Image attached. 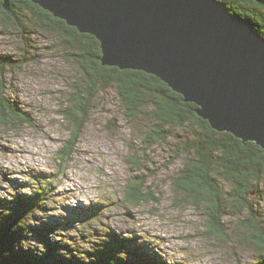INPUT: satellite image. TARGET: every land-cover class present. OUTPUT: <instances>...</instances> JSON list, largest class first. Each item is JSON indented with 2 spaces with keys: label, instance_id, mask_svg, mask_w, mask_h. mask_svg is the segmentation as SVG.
Returning a JSON list of instances; mask_svg holds the SVG:
<instances>
[{
  "label": "trees",
  "instance_id": "trees-1",
  "mask_svg": "<svg viewBox=\"0 0 264 264\" xmlns=\"http://www.w3.org/2000/svg\"><path fill=\"white\" fill-rule=\"evenodd\" d=\"M219 1L233 14L248 19L264 37V0ZM0 19L2 25H13L23 39L32 31L58 38L74 69L63 112L71 136L60 161L71 156L97 94L112 88L123 118L142 134L146 146L174 139L175 155L181 163L172 176L173 190L180 201L202 210L205 233L227 241L222 217H237L239 232L256 239L258 255L246 264H264V218L258 208L259 200H264V152L254 141L243 142L229 132L212 129L197 115L195 103L184 101L157 76L101 64L100 43L93 35L79 32L30 0H10L8 9L0 0ZM14 63L11 55L0 54V124L26 120L4 93L3 75L7 66L19 65ZM30 175L31 185L23 186L28 193L17 191L0 198V264H182L166 261L148 242L136 244L133 233L98 229L94 223L100 221L103 201L82 211L71 210L81 222L62 228L61 233L64 220L33 223L38 221L37 213L54 200L50 180ZM143 189L144 182L134 176L126 184L125 200L134 205L142 202L146 198ZM63 229L73 234H65Z\"/></svg>",
  "mask_w": 264,
  "mask_h": 264
},
{
  "label": "rangeland",
  "instance_id": "rangeland-1",
  "mask_svg": "<svg viewBox=\"0 0 264 264\" xmlns=\"http://www.w3.org/2000/svg\"><path fill=\"white\" fill-rule=\"evenodd\" d=\"M12 26L2 25L0 19V54L11 55L19 64L6 67L4 93L26 120L0 124V198L28 193L23 186L31 185L30 174L45 176L52 183L54 202L37 213L33 223L64 220L61 233L81 222L71 210L103 201L100 221L94 223L98 229L133 233L136 244L150 243L166 261L246 264L258 255L256 239L239 232L237 217H222L227 241L205 233L202 210L180 201L173 190L172 176L181 163L174 139L146 146L142 134L123 118L112 88L97 94L71 156L60 161L71 136L63 112L74 69L58 38L32 31L23 39ZM136 175L144 182L146 198L134 205L125 200L124 192ZM258 208L264 218V200Z\"/></svg>",
  "mask_w": 264,
  "mask_h": 264
},
{
  "label": "water",
  "instance_id": "water-1",
  "mask_svg": "<svg viewBox=\"0 0 264 264\" xmlns=\"http://www.w3.org/2000/svg\"><path fill=\"white\" fill-rule=\"evenodd\" d=\"M30 1L93 35L101 64L157 76L212 129L264 152V37L222 1Z\"/></svg>",
  "mask_w": 264,
  "mask_h": 264
}]
</instances>
